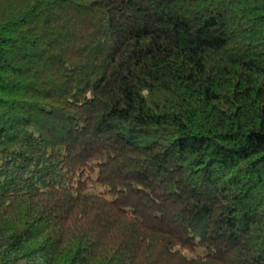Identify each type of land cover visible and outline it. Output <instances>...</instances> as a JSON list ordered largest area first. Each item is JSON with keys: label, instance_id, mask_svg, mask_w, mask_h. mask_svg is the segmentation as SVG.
<instances>
[{"label": "trees", "instance_id": "16d2710c", "mask_svg": "<svg viewBox=\"0 0 264 264\" xmlns=\"http://www.w3.org/2000/svg\"><path fill=\"white\" fill-rule=\"evenodd\" d=\"M0 264H264V0H0Z\"/></svg>", "mask_w": 264, "mask_h": 264}]
</instances>
